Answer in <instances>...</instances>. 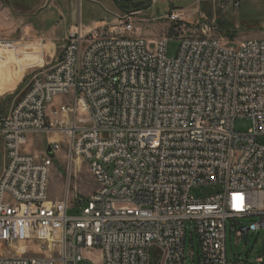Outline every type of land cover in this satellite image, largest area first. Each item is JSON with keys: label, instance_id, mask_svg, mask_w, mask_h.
I'll use <instances>...</instances> for the list:
<instances>
[{"label": "built area", "instance_id": "obj_1", "mask_svg": "<svg viewBox=\"0 0 264 264\" xmlns=\"http://www.w3.org/2000/svg\"><path fill=\"white\" fill-rule=\"evenodd\" d=\"M192 10L160 18L176 31L175 57L172 37L137 34L128 14L78 24L0 119V244L17 250L0 264H185L187 221L200 263L229 264L228 221L249 220L240 239L264 230V39H229ZM18 43L0 17V58ZM241 117L252 121L246 133L235 130ZM40 132L60 133L68 159L82 158L97 181L78 214L68 190L49 195L61 142L52 156L25 149Z\"/></svg>", "mask_w": 264, "mask_h": 264}, {"label": "rangeland", "instance_id": "obj_2", "mask_svg": "<svg viewBox=\"0 0 264 264\" xmlns=\"http://www.w3.org/2000/svg\"><path fill=\"white\" fill-rule=\"evenodd\" d=\"M9 1L11 6H15L17 2V0ZM128 1L131 2L128 4L130 10H123L118 6L117 13L113 16L107 13L98 1L85 0V5L82 7V21L83 23H91L92 20L100 18H106L108 21L115 18L111 24H108L112 25L114 22H118L117 19L128 14V17L134 21L137 34L150 40H156L165 36L172 37L174 33L176 34L174 26L168 20L160 19L161 17L173 8H190L199 9L204 14L205 20L213 22L215 30L229 39L236 40V31L238 32V40H243L246 38L243 35L254 32L264 33V0H238V4L235 5L234 1L236 0H151L144 5H140V0ZM38 7L31 6L30 8L37 12L32 23L40 32L52 31L54 26L61 29V24H64V18L60 16L62 9L75 23H78L79 13L81 14V7L79 8L77 0H72L70 5L64 7L54 4V1L47 3L41 9ZM17 8L22 15H28L25 21L30 23L28 17L33 16L35 12L27 13L28 6L21 4L17 5ZM194 10H192L191 15L194 20H197ZM26 25L21 21L9 27L10 33L7 31L9 37L24 44H15L13 48L5 50V55L0 58V78H7V72L14 73L16 70L25 71V73L21 80L16 78L8 84H0V119L9 113L15 102L25 93L33 76L39 70L51 66L63 51V39H49L45 35L34 34V32L27 30ZM235 27H237L236 31ZM41 42L44 45H50L52 49L50 51L46 47L42 49L44 61L37 56V48L31 49L26 46V43L39 44ZM178 49V40L172 37L167 46L168 56H177ZM1 62H5L7 65L4 66V63ZM5 70L6 72H4ZM6 80L9 79H4V81ZM251 127L252 121L246 117L237 118L235 121L237 132L246 133ZM57 141L61 142L62 150L54 155V164L51 168L49 181V195L53 200H62L68 190L70 202L74 206L69 210V214H78L81 211L79 201L83 199L82 204L86 203V199L97 187V181L89 172L87 163L82 158H76L73 161L68 159V143L62 139V135L58 132H40L30 135L25 149L30 153L40 155L47 152L48 147ZM5 162L4 146L0 140V174ZM193 193L199 195L201 191L194 190ZM248 223L249 220H245L238 226H235L231 220L227 223V259L229 264H264V230L251 232L248 241L237 237L236 229ZM18 248L20 252L24 250L23 245L18 246ZM185 248V264H201L198 240L192 224L188 221L186 223ZM8 251L14 254L17 250L9 248L7 244H0V253ZM89 257L91 260H97L100 257V252L94 251L89 254ZM259 258H262L263 262H259ZM79 264H92V262L83 261Z\"/></svg>", "mask_w": 264, "mask_h": 264}, {"label": "crops", "instance_id": "obj_3", "mask_svg": "<svg viewBox=\"0 0 264 264\" xmlns=\"http://www.w3.org/2000/svg\"><path fill=\"white\" fill-rule=\"evenodd\" d=\"M54 1V4L60 5V6H68L70 5L72 0H17V2L15 3V6H11L10 1L9 0H2V6L0 7V17H1V21L2 24L6 30V32L8 31L9 27H12L14 25H16L18 22L23 21V24H27L26 28L27 30L34 32V34H42L47 36V38L49 39H63V42L65 43L66 38L69 35V32L72 28H74L75 26H77L78 24H82L83 28L85 31H88L90 29L99 27V26H104L106 24H111L115 18H112L111 20H107L106 18H100L98 20H92L91 23H83L82 21V7H84L85 5V0H77L79 8L81 7V14L79 13V21L78 23L72 22L71 19L68 17V13H65L64 10H60V16L61 18H64V24H61V29L56 28V26H54L52 28V31L48 30L47 32H40L37 31L36 28L34 27V24L32 23L35 19L34 16L37 14V12H35L33 10V8H30L31 6H39L38 9L43 8L45 5H47V3H50ZM99 3L102 4L104 10L109 13L112 14L113 16L117 13V7L118 5L115 4V2L113 0H96ZM238 0L234 1V5L236 4ZM24 5V6H28V11L27 13H32L35 12V14L31 17H28V20L30 23H26V16L28 15H22L18 8L17 5ZM11 6V7H10ZM35 9V8H34ZM235 27V31H236ZM9 32V31H8ZM10 33V32H9ZM8 34V33H7ZM243 37H246L244 39H251L248 37H259L260 39H264V33L263 34H259L257 32L251 33V34H247V35H243ZM238 38V32L236 31V37L235 39ZM18 44H24V43H18ZM27 48H37V56L40 57L41 59H43V53H42V49L44 47H46L49 51L52 50L50 45H44V44H37V43H26ZM39 46V47H38ZM39 48V49H38ZM36 56V57H37ZM5 61V60H3ZM44 61V59H43ZM42 61V62H43ZM7 62V61H6ZM4 63L5 62H1ZM6 72V70L4 71ZM25 71H20V70H16L14 73H10L7 72L6 76L7 78L4 79H9L4 81L3 78H0V84H8L9 82H13L16 78L21 80L24 76ZM5 75V73H4ZM4 77V76H3ZM9 77V78H8Z\"/></svg>", "mask_w": 264, "mask_h": 264}, {"label": "water", "instance_id": "obj_4", "mask_svg": "<svg viewBox=\"0 0 264 264\" xmlns=\"http://www.w3.org/2000/svg\"><path fill=\"white\" fill-rule=\"evenodd\" d=\"M113 1L115 2V4H117V5L119 6L117 0H113ZM47 153H48L49 155H51V156L53 155V152H52L51 146L48 147ZM221 189H222L221 187H217V188H206V189L203 190V193H204V194L214 193V192L220 191ZM243 239H244L245 241H248V234H245L244 237H243Z\"/></svg>", "mask_w": 264, "mask_h": 264}, {"label": "trees", "instance_id": "obj_5", "mask_svg": "<svg viewBox=\"0 0 264 264\" xmlns=\"http://www.w3.org/2000/svg\"><path fill=\"white\" fill-rule=\"evenodd\" d=\"M118 1V4H119V7L123 10H130V8L128 7V4H130L131 2L128 1V0H117ZM141 4L140 5H144L148 2H151V0H140Z\"/></svg>", "mask_w": 264, "mask_h": 264}]
</instances>
